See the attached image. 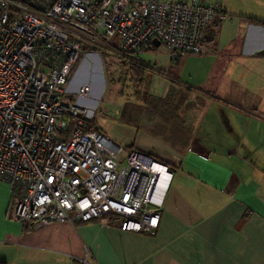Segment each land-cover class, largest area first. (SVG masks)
<instances>
[{"label": "crops", "instance_id": "obj_1", "mask_svg": "<svg viewBox=\"0 0 264 264\" xmlns=\"http://www.w3.org/2000/svg\"><path fill=\"white\" fill-rule=\"evenodd\" d=\"M200 1L227 14L207 27L204 51L183 54L178 61H184V71L160 69L170 79L165 93L130 100L147 107L137 109L140 122L132 124L147 138L138 151L166 162L174 173L157 230H122L117 216L23 223L12 215L10 186L0 180V261L264 264V0ZM161 46L153 44L145 53ZM194 58L205 75L187 66ZM82 62L69 81L72 92L85 84L93 90L92 77L79 79ZM151 95L160 98L158 108L149 104ZM68 96L87 106L93 119L97 101L91 94Z\"/></svg>", "mask_w": 264, "mask_h": 264}, {"label": "built area", "instance_id": "obj_2", "mask_svg": "<svg viewBox=\"0 0 264 264\" xmlns=\"http://www.w3.org/2000/svg\"><path fill=\"white\" fill-rule=\"evenodd\" d=\"M226 18L200 0H0V180L13 216L38 226L117 216L122 230L154 233L172 169L138 150L119 161L123 148L68 96L91 86L72 92L69 81L86 53L139 57L155 38L175 61L200 54L207 27Z\"/></svg>", "mask_w": 264, "mask_h": 264}, {"label": "rangeland", "instance_id": "obj_3", "mask_svg": "<svg viewBox=\"0 0 264 264\" xmlns=\"http://www.w3.org/2000/svg\"><path fill=\"white\" fill-rule=\"evenodd\" d=\"M158 49L157 53L148 52L139 57L135 56L146 63L145 68L140 66L141 70L131 62V55L123 52H99V57L88 56L86 53L82 58L79 79L89 76L94 81L91 98L97 101V110L93 115L92 123L123 148L119 161L125 159L131 150L142 151L144 139H147L136 126L122 118V105L130 100L143 101L150 93H165V85L170 84V79L164 77L161 70L168 73L173 70V73H176L175 70L182 67L184 71L183 60L182 62L173 60L164 46ZM187 66L198 67L199 71L203 69L202 64L198 62L197 65L196 58L187 62ZM201 73L205 75L204 70ZM120 166H123L122 162Z\"/></svg>", "mask_w": 264, "mask_h": 264}, {"label": "trees", "instance_id": "obj_4", "mask_svg": "<svg viewBox=\"0 0 264 264\" xmlns=\"http://www.w3.org/2000/svg\"><path fill=\"white\" fill-rule=\"evenodd\" d=\"M249 19L252 21L261 22V20L256 19V18H249ZM205 37H207V32H206ZM148 100H149L148 101L149 104L152 105V107H153V106L159 104L160 98L151 95L148 98ZM146 108L147 107H144L143 105L139 106V108H138V105L136 102L130 101L124 105V109H122V111H121V116L127 123L136 125L137 123L140 122V120L137 119L139 117V115H137V109H138V111H141L142 109L145 110ZM157 108H158V105H157ZM0 264H5V263L3 261H0Z\"/></svg>", "mask_w": 264, "mask_h": 264}, {"label": "water", "instance_id": "obj_5", "mask_svg": "<svg viewBox=\"0 0 264 264\" xmlns=\"http://www.w3.org/2000/svg\"><path fill=\"white\" fill-rule=\"evenodd\" d=\"M153 44H155V45H157V46H160L161 45V42H160V40L159 39H157V38H155V39H153Z\"/></svg>", "mask_w": 264, "mask_h": 264}]
</instances>
